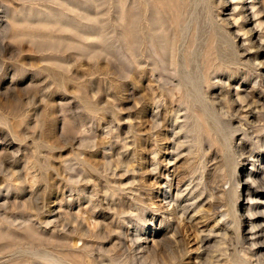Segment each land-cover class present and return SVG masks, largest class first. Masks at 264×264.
<instances>
[{"label":"rangeland","instance_id":"374dc122","mask_svg":"<svg viewBox=\"0 0 264 264\" xmlns=\"http://www.w3.org/2000/svg\"><path fill=\"white\" fill-rule=\"evenodd\" d=\"M253 1L0 0V264H264Z\"/></svg>","mask_w":264,"mask_h":264},{"label":"bare ground","instance_id":"6f19581e","mask_svg":"<svg viewBox=\"0 0 264 264\" xmlns=\"http://www.w3.org/2000/svg\"><path fill=\"white\" fill-rule=\"evenodd\" d=\"M258 1V0H257ZM260 2V1H259ZM251 4H252V7H253V9L255 8V6L257 7V3H256V0H254L253 2H251ZM259 7V6H258ZM237 8V7H236ZM245 9V8H244ZM260 10V9H259ZM261 12V11H260ZM256 14H258V13H256ZM250 20V19H249ZM238 22V21H237ZM261 23H263V22H261ZM256 29V28H255ZM255 29H253V30H255ZM251 30V29H250ZM249 30V31H250ZM249 31H246V32H248V33H250V35H252V30H251V32H249ZM246 34V33H245ZM253 43V42H252ZM244 100V99H243ZM246 102V101H245ZM240 146V145H239ZM238 146V147H239ZM236 149V148H235ZM246 149V148H245ZM245 149H244V147H243V145H242V143H241V148H240V150H241V155H243L244 153H248L249 154V157H254V155H252V153H250L251 151H246L245 152ZM239 149H236L235 150V152H237ZM240 152V151H239ZM247 155V154H246ZM243 157H244V155H243ZM253 161V160H252ZM255 165H254V162H253V167H254ZM250 177V176H249ZM250 180V179H249ZM248 180V181H249ZM254 180V179H253ZM247 181V180H246ZM261 181V182H260ZM254 182V184L256 185V183L258 184V186H262V184L264 183V177L263 178H260L259 180L258 179H256L255 181H253ZM261 183V184H260ZM247 184H248V186H249V189L251 188V185H253V183L250 185V183L249 182H247ZM254 186V185H253ZM256 187H257V185H256ZM263 187H264V185H263ZM258 188V187H257ZM259 188H261V187H259ZM251 196V195H250ZM251 199H254V197H252L251 196ZM256 199V198H255ZM258 199V198H257ZM251 210V209H250ZM249 210V211H250ZM254 210V209H253ZM253 213V212H252ZM254 214V213H253ZM251 216V215H250ZM250 218V217H249ZM251 223H254L253 221L251 222ZM252 225V224H251ZM255 227H257L256 225H254ZM261 231V230H260Z\"/></svg>","mask_w":264,"mask_h":264}]
</instances>
